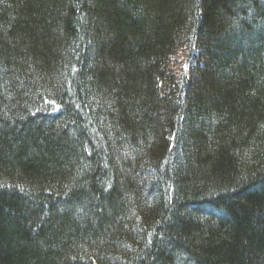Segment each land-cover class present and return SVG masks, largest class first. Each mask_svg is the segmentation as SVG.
Instances as JSON below:
<instances>
[{
    "label": "trees",
    "instance_id": "1",
    "mask_svg": "<svg viewBox=\"0 0 264 264\" xmlns=\"http://www.w3.org/2000/svg\"><path fill=\"white\" fill-rule=\"evenodd\" d=\"M0 264H264V0H0Z\"/></svg>",
    "mask_w": 264,
    "mask_h": 264
},
{
    "label": "rangeland",
    "instance_id": "2",
    "mask_svg": "<svg viewBox=\"0 0 264 264\" xmlns=\"http://www.w3.org/2000/svg\"><path fill=\"white\" fill-rule=\"evenodd\" d=\"M181 58V56H179V59Z\"/></svg>",
    "mask_w": 264,
    "mask_h": 264
}]
</instances>
